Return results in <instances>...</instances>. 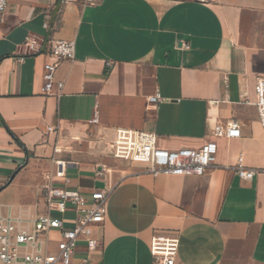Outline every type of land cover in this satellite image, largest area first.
<instances>
[{
  "label": "crops",
  "instance_id": "0c3cea01",
  "mask_svg": "<svg viewBox=\"0 0 264 264\" xmlns=\"http://www.w3.org/2000/svg\"><path fill=\"white\" fill-rule=\"evenodd\" d=\"M51 40L74 41L75 60L57 70L61 92L45 96ZM259 78L264 0H7L0 21V218H62L45 186H66L56 178L63 162L67 187L88 202L94 191L108 192L106 219L96 228L102 246L79 244L72 264H158L150 251L155 235L180 239L176 264H264ZM157 93L162 100L148 108ZM230 121L241 137H215L214 127ZM119 128L156 133L171 151L216 142V163L203 175H154L146 164L112 155ZM240 157L253 180L238 175ZM51 237L55 250L58 233Z\"/></svg>",
  "mask_w": 264,
  "mask_h": 264
},
{
  "label": "built area",
  "instance_id": "2783aa9c",
  "mask_svg": "<svg viewBox=\"0 0 264 264\" xmlns=\"http://www.w3.org/2000/svg\"><path fill=\"white\" fill-rule=\"evenodd\" d=\"M83 5H95L97 0H80ZM7 0H0V21L6 11ZM35 40L27 38L26 46L34 50ZM76 45L74 41L51 40L48 55L51 59L44 66L42 93L45 96L58 95L64 82L56 80V73L64 61L75 60ZM255 107L259 123L264 128V78H259L255 85ZM162 100L159 93L147 100L148 108H156ZM99 122L95 113L94 123ZM50 132L53 128L48 129ZM213 134L217 138L235 139L241 137L238 122L230 121L217 124ZM112 155L119 160L142 163L149 166L154 175L167 173L175 176L203 175L215 163L218 154L216 142H208L200 148H180L171 151L158 145L156 133L119 128L111 143ZM56 178L65 181V187L45 186L47 200L58 204L62 218L52 215L39 216L27 221L14 218H0V264H72L79 244L89 251L102 246L96 234V228L104 224L108 192L96 190L92 193V203L78 191L67 187L66 163L58 162ZM62 167V170H60ZM238 175L241 179L251 181L255 171L243 165V158L238 161ZM74 210L72 218L66 217L67 208ZM31 227H30V226ZM32 228V229H31ZM58 233L56 249L51 250V235ZM45 242H42V240ZM180 239L172 235H155L150 242V251L158 264H176ZM21 248L35 251L20 254Z\"/></svg>",
  "mask_w": 264,
  "mask_h": 264
}]
</instances>
